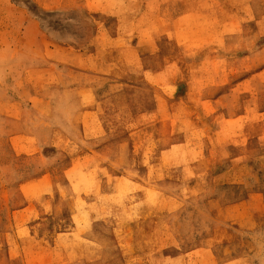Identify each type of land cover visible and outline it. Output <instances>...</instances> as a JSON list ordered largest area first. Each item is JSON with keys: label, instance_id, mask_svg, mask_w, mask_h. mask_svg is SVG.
<instances>
[{"label": "rangeland", "instance_id": "1", "mask_svg": "<svg viewBox=\"0 0 264 264\" xmlns=\"http://www.w3.org/2000/svg\"><path fill=\"white\" fill-rule=\"evenodd\" d=\"M0 264H264V0H0Z\"/></svg>", "mask_w": 264, "mask_h": 264}, {"label": "bare ground", "instance_id": "2", "mask_svg": "<svg viewBox=\"0 0 264 264\" xmlns=\"http://www.w3.org/2000/svg\"><path fill=\"white\" fill-rule=\"evenodd\" d=\"M48 5V4H47ZM46 5V6H47ZM27 7V6H26ZM27 10H29L31 13H34L35 12V8L34 7H32V6H29L28 7V9ZM126 11V10H125ZM45 13V12H44ZM52 18V17H51ZM42 20V19H41ZM45 21H46V19H45ZM44 25V24H43ZM47 26V25H46ZM49 26V25H48ZM68 29V28H67ZM53 31V30H52ZM54 32V31H53ZM131 218V217H130Z\"/></svg>", "mask_w": 264, "mask_h": 264}]
</instances>
